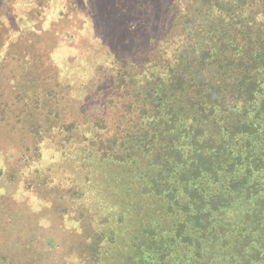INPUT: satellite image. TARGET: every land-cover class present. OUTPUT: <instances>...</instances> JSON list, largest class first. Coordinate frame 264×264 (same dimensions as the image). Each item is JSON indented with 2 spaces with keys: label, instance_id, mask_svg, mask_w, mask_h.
Masks as SVG:
<instances>
[{
  "label": "trees",
  "instance_id": "obj_1",
  "mask_svg": "<svg viewBox=\"0 0 264 264\" xmlns=\"http://www.w3.org/2000/svg\"><path fill=\"white\" fill-rule=\"evenodd\" d=\"M134 11L159 27L129 55L119 33L99 63L119 116L89 122L83 166H108L110 197L95 206L118 210L93 229L95 252L106 239L119 264H264V0H135Z\"/></svg>",
  "mask_w": 264,
  "mask_h": 264
},
{
  "label": "rangeland",
  "instance_id": "obj_2",
  "mask_svg": "<svg viewBox=\"0 0 264 264\" xmlns=\"http://www.w3.org/2000/svg\"><path fill=\"white\" fill-rule=\"evenodd\" d=\"M134 5L0 0V264H93L100 251V264L122 260L109 240L94 250L93 229L118 210L110 204L101 218L95 206L110 197L99 180L108 166L83 164L95 134L89 122L119 116L108 98L114 73L101 75L99 63L117 51L114 36L127 33L119 42L129 55L146 50L159 27L136 19ZM75 189L84 198L73 201Z\"/></svg>",
  "mask_w": 264,
  "mask_h": 264
}]
</instances>
